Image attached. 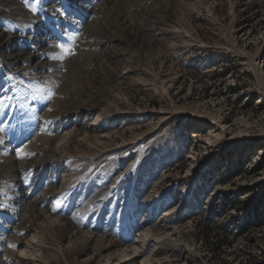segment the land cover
Listing matches in <instances>:
<instances>
[{
	"label": "rangeland",
	"instance_id": "374dc122",
	"mask_svg": "<svg viewBox=\"0 0 264 264\" xmlns=\"http://www.w3.org/2000/svg\"><path fill=\"white\" fill-rule=\"evenodd\" d=\"M49 2L0 0L5 54L72 53L0 67V259L264 260V0Z\"/></svg>",
	"mask_w": 264,
	"mask_h": 264
},
{
	"label": "bare ground",
	"instance_id": "6f19581e",
	"mask_svg": "<svg viewBox=\"0 0 264 264\" xmlns=\"http://www.w3.org/2000/svg\"><path fill=\"white\" fill-rule=\"evenodd\" d=\"M6 3H7V1L8 0H4ZM29 1V0H28ZM44 2H45V4L47 5V7H48V9H53L54 8V2H49L48 3V0H44ZM5 3V4H6ZM49 5V6H48ZM18 7V6H17ZM19 9V11L21 10V8L19 7L18 8ZM31 11V10H30ZM45 11V10H44ZM32 12V11H31ZM46 12V11H45ZM1 15V14H0ZM8 16L9 15H6V14H4V15H1L0 17H1V19L3 20V21H7V19H8ZM10 18V17H9ZM12 19V18H11ZM36 23V22H35ZM33 26H35V24L34 23H31ZM77 24V23H76ZM19 25V24H18ZM36 25H37V23H36ZM12 27V26H11ZM5 32V29L4 28H1L0 27V38L3 40L4 39V41L2 42V41H0V62H1V65H0V67L2 68V70H3V72H5V71H8L9 70V68L11 67V66H15L14 67V69L15 70H13V68H12V70H13V72L12 71H10V72H12L11 74H8V76L9 77H12V75L13 76H15V80L14 81H22L23 79H25V73H22L21 72V70L23 69V68H21V67H23L24 65L25 66H32V68L33 69H42V71H43V66H45L46 64L44 63V62H42L41 60H40V54L41 55H43V54H47V53H49V52H51V50L53 51L54 49H57V46L56 45H47V43H45V42H42V41H40L38 44L39 45H37V49L40 51L39 53V55L38 54H32V53H28V55L26 56V57H24V56H22L21 54L22 53H20L21 51L19 50V49H17V48H14V49H12V50H9L8 51V53L7 54H5L4 53V50H5V48H8L10 45H7L8 43H9V41H11L12 40V38H14V35L12 34V33H9V34H7L6 36H5V34L6 33H4ZM11 43V42H10ZM33 46V45H32ZM12 48V47H11ZM34 48V47H33ZM55 51V50H54ZM53 51V52H54ZM22 57H24V58H22ZM43 60V59H42ZM10 66V67H9ZM46 67V66H45ZM30 69V68H29ZM33 71V70H32ZM39 72V71H38ZM6 75H7V73H6ZM26 80V79H25ZM8 82V81H7ZM10 83V82H9ZM21 87H24V85L23 84H21V83H19V88L20 89H22ZM41 88V87H40ZM25 92V91H24ZM19 110H20V108H19ZM21 111V110H20ZM35 112V111H34ZM33 112V113H34ZM32 113V112H31ZM17 115V114H16ZM3 120V119H2ZM1 120V121H2ZM14 121H16V120H14ZM15 123V122H14ZM22 123V122H21ZM15 125H16V123H15ZM14 127V126H13ZM18 127V129L19 128H21L22 126L21 125H16L15 126V128H17ZM44 140L46 141V138H44ZM45 141H43V142H45ZM6 146V145H5ZM5 149V148H4ZM7 151H8V149H6ZM0 151H2V150H0ZM7 151L6 152H3V153H1L0 154V158H3L4 160H5V163L4 164H1L0 163V170H2V171H4V170H8V167L6 166V163H8V162H11L12 160V157L7 153ZM11 164H13V163H11ZM10 169V168H9ZM13 169V168H12ZM2 174L3 173H1V171H0V180L2 179ZM17 206V205H16ZM2 237V236H1ZM4 237H2V238H0V244L4 241ZM1 248V247H0ZM119 250V253H120V255L119 256H121L120 258H119V261L121 262V260H123V259H125L126 257H129V256H132L133 257V252H131V253H129V252H127V251H125V249L122 247V246H120V248L118 249ZM132 251V250H131ZM134 251V250H133ZM135 252V251H134ZM136 253H137V251H136ZM126 262H128V260H123V262H121V263H119V264H125ZM0 264H5V260H2V259H0Z\"/></svg>",
	"mask_w": 264,
	"mask_h": 264
},
{
	"label": "trees",
	"instance_id": "16d2710c",
	"mask_svg": "<svg viewBox=\"0 0 264 264\" xmlns=\"http://www.w3.org/2000/svg\"><path fill=\"white\" fill-rule=\"evenodd\" d=\"M231 244H232V241L228 240V237H222V239H220V237L217 236L215 238V241H214V247H216L218 249L221 246H224V245L229 246ZM250 261H252V259ZM249 264H251V263H249ZM253 264H264V260L255 261Z\"/></svg>",
	"mask_w": 264,
	"mask_h": 264
},
{
	"label": "snow or ice",
	"instance_id": "6c2138e0",
	"mask_svg": "<svg viewBox=\"0 0 264 264\" xmlns=\"http://www.w3.org/2000/svg\"><path fill=\"white\" fill-rule=\"evenodd\" d=\"M57 47H59L61 49V51L63 53H65V54H72L71 50L68 49L67 47H64L63 45H57ZM60 58L63 59V57H60ZM16 151H17V156L18 157H23L24 155H26L22 148L21 149H17ZM10 247H11V245H10Z\"/></svg>",
	"mask_w": 264,
	"mask_h": 264
}]
</instances>
